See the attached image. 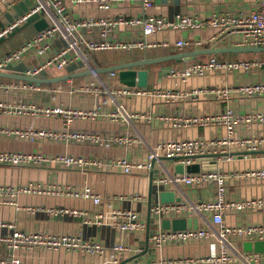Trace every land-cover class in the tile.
<instances>
[{
  "label": "built area",
  "instance_id": "built-area-1",
  "mask_svg": "<svg viewBox=\"0 0 264 264\" xmlns=\"http://www.w3.org/2000/svg\"><path fill=\"white\" fill-rule=\"evenodd\" d=\"M16 0H0V19L5 13L11 12ZM66 0H34L33 6L11 24L0 28V38L7 36L14 28L21 27L33 14H38L47 27L34 33L23 43L0 56V72L12 73L11 68L19 63H26L21 74L31 78H44L46 72H66L68 69L82 64V71L93 70L95 66L89 63L90 54L108 51L132 52L134 50H201L206 48H221L224 40L232 41L233 48H264V0H248L247 10L235 13H214L207 16L176 15L168 19L161 16L147 15L143 17L116 18H86L71 19L64 4ZM73 5L93 4L98 10L108 11L114 6L124 3H139L143 10H150L154 0H68ZM189 3L192 0H184ZM217 3L219 0H210ZM33 28V27H32ZM117 28L127 31L140 30L141 38L135 40H113V32ZM34 29V28H33ZM97 30L98 41H85L82 34ZM214 31V35L202 40L200 38L181 39L170 42L163 39L158 42H147L146 38L162 32H202ZM59 41L61 47L52 49V44ZM75 67V68H76ZM74 68V69H75ZM264 68V59H238L226 61L215 55L196 59L175 65L168 69V77L185 83L190 78H202L209 74H249L255 69ZM81 70V69H80ZM75 71V70H72ZM80 72V71H78ZM97 84L94 95L103 94L105 99L93 109L82 110L72 107H44L33 101H25L24 94L39 93L43 88L55 85L30 86L23 82L0 79V119L2 118H45L59 121L61 129H35L18 126H0V138L27 142H45L51 144H90L103 148L112 146L132 148L134 144L142 146L145 156L143 159L125 157H93L75 155H43L39 153H24L19 151L0 150V167L8 168H56L86 174L92 170L103 173H119L131 176L134 173L152 174L150 189L151 204L149 216L151 228L149 242L152 249L159 251L172 244L207 243L210 251L207 255L182 257L177 259L158 258L149 263L121 262L120 260L131 249L123 244H112L104 247L95 241H84L79 235H59L44 232L26 233L19 230L13 223L0 221V228L6 229L7 234L0 237V243L7 249V255L0 264H25L20 254H28L40 250H65L79 252L98 258L94 264H264V253L243 252L244 242L264 241V224H237L230 226L224 222L227 212L233 214L264 211V197L257 199L230 200L228 183L235 179L264 180V169L245 171H223L216 167L214 170H200L195 174H176L174 167L189 166L201 163L193 159L198 156L212 154H227L225 160L231 158L233 149L243 152L264 150V134L247 138L238 137L240 127L252 124L264 125V110L236 111L231 102L239 97L249 100L264 98V82L240 83L225 87L192 88L186 91H171L138 87H126L117 79V72L107 74L108 84L101 76L91 75ZM73 81V80H72ZM70 84L71 81L64 82ZM63 84V83H60ZM60 87L53 89L60 92ZM71 93L89 92L91 89L82 86L70 87ZM157 98L165 105L172 106L184 100L197 101L205 98L216 103L224 104L223 109L212 114L180 115L161 113L154 119L173 129L214 128L222 130L221 135L209 139L189 138L181 140L161 141L151 145L137 136L126 134H110L102 136L98 133L72 129L75 122H96L107 120L111 123L121 122L135 130L137 122H150L148 114L131 113L126 111L123 100L136 98ZM109 104L114 109L109 108ZM102 105V106H101ZM103 107V108H102ZM244 155L243 157H247ZM203 163H210L203 162ZM212 188L213 196L208 199L193 201L185 189ZM171 191L178 201L162 204L160 193ZM19 195L56 196L80 200H90L94 207L103 204L100 195L88 188H77L72 185H60L55 181L47 184L28 183L24 185H0V205L15 206ZM110 211L106 215L97 212L88 217L86 212L71 208H42L22 207L27 213L43 212L51 217L80 218L84 225H107L118 230L123 235L142 232L146 229L139 213L128 210L113 209L112 202L143 203L145 197L140 194L119 195L105 200ZM18 209V207H16ZM196 219L197 229L182 231L163 230L161 222L173 219Z\"/></svg>",
  "mask_w": 264,
  "mask_h": 264
},
{
  "label": "crops",
  "instance_id": "crops-1",
  "mask_svg": "<svg viewBox=\"0 0 264 264\" xmlns=\"http://www.w3.org/2000/svg\"><path fill=\"white\" fill-rule=\"evenodd\" d=\"M34 4V0H16L15 7L9 13L4 14V18L0 19V28L11 24L15 19L25 14ZM68 15L71 19H86V18H116L123 17H143L147 15L161 16L168 19L174 18L176 15L198 16L204 17L214 13H235L241 10H247L249 6L248 0H219L217 3H212L210 0H192L187 3L184 0H154L153 7L150 10H143L139 3H124L114 6L108 11L98 10L93 4L73 5L66 0L64 2ZM15 9V10H14ZM6 17L7 20L5 19ZM214 31L204 30L202 32H162L146 38L147 42H158L167 39L170 42H175L181 39L200 38L205 40L214 35ZM22 34V33H21ZM33 35V34H32ZM30 35V37L32 36ZM113 40H135L140 39L141 31H127L123 28H117L113 32ZM16 37V36H15ZM29 37V36H28ZM26 37V40L28 39ZM86 37V39L84 38ZM82 39L85 41H98L100 39L97 30L82 34ZM23 39L18 38L16 45L23 43ZM25 40V41H26ZM227 42L222 47L232 46V41ZM13 46V47H14ZM6 46L0 45V56L4 54ZM9 47V46H8ZM12 47V48H13ZM61 45L59 41L52 44V49L57 50ZM10 48V47H9ZM11 48V49H12ZM190 51V50H189ZM188 52V51H184ZM121 59L111 61L108 66L122 64L131 60H142L143 58H158L177 54L175 50H134L132 52H124ZM2 54V55H1ZM93 54H90L89 58ZM217 56L219 59L226 61L238 60L237 54H228ZM262 55V56H261ZM260 59H264V54H261ZM222 56V57H221ZM252 56V55H250ZM239 59H255L254 57L240 56ZM205 56L198 59H204ZM237 58V59H236ZM92 66H99L92 58H90ZM95 62V64H94ZM181 63L164 62L157 65L147 67L148 81L147 89H164L171 91H186L192 88L203 87H225L233 86L240 83L250 84L252 82H264V68L255 69L249 74L242 72L235 74H209L202 78H190L185 83L168 77V69ZM26 63H19L11 68L12 73H22L26 68ZM76 67V66H75ZM66 70V72H46V77L51 78L61 76L71 72L82 71V64H78L75 68ZM82 67V68H81ZM104 67H107L104 66ZM75 68V69H74ZM81 69V70H80ZM165 69V71H164ZM75 70V71H72ZM106 81L107 80V74ZM102 79V77H101ZM94 78L88 76L71 81L70 84L63 83L57 85L60 88L59 93H54L53 89L57 86L43 88L39 93L24 94L25 101H33L44 107H72L82 110H90L103 102L105 96L94 95L96 83ZM103 80V79H102ZM104 82V81H103ZM82 86L83 88L91 89L89 92L71 93L68 89L70 87ZM66 96V98H64ZM64 98V99H63ZM65 100V103L63 102ZM121 104L124 105L126 111L131 113L148 114L152 120L148 122H137L135 130L131 126H127L121 122L111 123L107 120H97L96 122H75L72 129L81 131L98 133L102 136L110 134H126L132 137L137 136V133L143 140L151 145H155L161 141L181 140L189 138H204L209 139L222 134V130L214 128H188L177 130L169 125L161 124L155 121V117L161 113L180 114V115H200L212 114L216 110L223 109L224 104L216 103L205 98H199L197 101L184 100L177 102L172 106L165 105L163 100L157 98H136L134 100H123ZM102 106V105H101ZM232 108L236 111H262L264 110V98H252L249 100L241 99L239 97L233 99L231 102ZM103 108V107H102ZM111 110L114 109L112 104H109ZM18 126L22 128L35 129H61L62 125L59 121H53L45 118H2L0 119V126ZM143 129V130H142ZM144 129L148 132V137L144 133ZM264 134V125L252 124L246 127H240L236 136L251 137ZM0 150L5 151H19L24 153H39L43 155H75V156H93V157H125L132 159H143L145 156L142 146L134 144L132 148H123L112 146L110 148H103L92 146L90 144H51L45 142H27L0 138ZM243 152L241 150L233 149L231 151V158L227 161H219L216 167L223 171H245L250 169H264V154L250 155L247 157H240L236 153ZM244 156V155H243ZM206 164L207 163H200ZM3 170V171H2ZM0 183L1 185H24L28 183L47 184L50 181H55L60 185H72L77 188H88L94 193L100 195L103 199V204L96 208L90 200H80L66 197L56 196H36V195H19L16 198L15 206L0 205V221L5 223H13L15 226L26 233L44 232L49 234L59 235H79L84 241H95L104 247H110L112 244H123L128 246L131 251L126 253L120 260L121 262H139L149 263L158 258L177 259L182 257H195L207 255L210 251V246L207 243L200 244H172L159 251L152 249L148 238V247L146 245L147 232H152L151 226H147V217L149 209L150 197V179L146 174L134 173L131 176H123L119 173H103L92 170L86 174H81L76 171L65 170L60 167L56 168H8L0 167ZM9 180L10 183L6 181ZM228 196L230 200L242 199H257L264 197V180L253 179H235L228 183ZM187 194L193 201L199 199H208L213 196V190L209 187L202 189H185ZM140 194L145 197L143 203H121L112 202V208L118 210H132L139 213L140 218L144 221L146 229L142 232L123 235L118 230L112 229L107 225H84L80 218L69 217H51L43 212L27 213L22 207H42V208H71L79 211H84L88 217H93L97 212L106 215L110 209L109 203L106 199H110L119 195ZM18 207V209L16 208ZM224 222L230 226L237 224L251 225L264 224V211L245 212L233 214L227 212L224 216ZM7 234V230L0 228V237ZM150 235V234H149ZM150 237V236H149ZM242 245V244H241ZM7 255V249L4 244L0 243V262ZM21 260L25 264H94L99 262L98 258L91 257L79 252H69L65 250H40L28 254H20Z\"/></svg>",
  "mask_w": 264,
  "mask_h": 264
},
{
  "label": "water",
  "instance_id": "water-1",
  "mask_svg": "<svg viewBox=\"0 0 264 264\" xmlns=\"http://www.w3.org/2000/svg\"><path fill=\"white\" fill-rule=\"evenodd\" d=\"M40 16L38 14H33L30 16L26 22L21 27L14 28L7 36L0 38V45L7 42L9 39H12L17 34L22 32L25 28L31 26L34 28L36 32H40L47 27V24L43 19H39ZM225 54H264V48H233V47H221V48H206L201 50H193L183 53H177L166 57H158V58H143L142 60H131L129 62H125L122 64H117L113 66L107 67H94L93 70L86 69L80 72H71L57 77L51 78H31L21 74H13V73H3L0 72V79L4 80H13L18 82L26 83L30 86L40 87L43 85H55L59 83H64L67 81L76 80L83 77H88L93 74L97 76H101V74H108L109 72H117L118 82L126 87H138V88H146L148 81V71L147 67L152 65L161 64L164 62H175V63H183L192 60H196L199 57L211 56V55H225ZM165 71V69H164ZM167 71V70H166ZM165 71V72H166ZM238 156L243 157V155H257L264 154V150L256 151V152H239L236 153ZM234 155V154H230ZM221 157L223 160L226 159L227 154H212L205 156L194 157L193 159L198 162H210L206 164L194 163L186 167H182L181 165L174 167V172L176 174H195L200 170H214L216 168L215 158ZM150 179V189L152 183V174H149ZM174 193L171 191H164L160 193L159 200L162 204L172 203L178 201V199H174ZM151 204V198L149 197V207ZM151 218L147 217V226L149 228L151 224ZM161 228L163 230H171V231H182L186 229H197L198 224L196 219H173V220H164L161 222ZM147 232L146 245L148 247V238L151 233L150 229ZM243 252H253V253H264V241H254V242H244L242 244Z\"/></svg>",
  "mask_w": 264,
  "mask_h": 264
},
{
  "label": "rangeland",
  "instance_id": "rangeland-1",
  "mask_svg": "<svg viewBox=\"0 0 264 264\" xmlns=\"http://www.w3.org/2000/svg\"><path fill=\"white\" fill-rule=\"evenodd\" d=\"M15 10V9H14ZM7 18H9V17H6L5 19L7 20ZM22 33V34H21ZM34 33V29L31 27V26H29V27H27V28H25L22 32H20L19 34H17L16 35V37H13L12 39H9L7 42H5L4 44H2L1 46L3 47V46H6V47H4L5 48V50H4V53L5 52H7V51H9V50H11V48L15 45L14 43H16V40L18 39V38H20V36H21V38L23 39L22 41H25L26 40V37H30V35H32ZM28 37V38H29ZM85 39H86V37H84ZM224 44H227V42H224V43H220L219 44V46H223ZM10 48H9V47ZM15 47V46H14ZM13 47V48H14ZM123 54H125L124 53V51H108V52H97V53H95V54H93L92 55V57H90V58H92L93 59V61H95L99 66H108V65H110L111 64V61H115V60H118V59H121L122 57H123ZM2 55V54H1ZM250 55H252V56H250ZM261 54H237V56L239 57V58H241L240 56H248V57H254V58H256V57H259ZM223 56H225V57H227V56H229L228 54H225V55H223ZM262 56V55H261ZM222 57V56H221ZM238 58V59H239ZM237 59V58H236ZM95 62H94V64H95ZM89 63H90V60H89ZM92 65V64H91ZM101 77H102V79H103V81L106 83V84H108V81H106V76H105V74H101ZM87 78V77H86ZM64 98H66V96L64 97ZM63 98V99H64ZM64 103H65V100L63 101ZM143 130V129H142ZM144 133H145V135L148 137V132H147V130L146 129H144ZM3 171V170H2ZM0 181H1V179H0ZM7 183H10V181L9 180H7L6 181ZM2 183H0V185H1ZM12 185V184H11Z\"/></svg>",
  "mask_w": 264,
  "mask_h": 264
},
{
  "label": "trees",
  "instance_id": "trees-1",
  "mask_svg": "<svg viewBox=\"0 0 264 264\" xmlns=\"http://www.w3.org/2000/svg\"><path fill=\"white\" fill-rule=\"evenodd\" d=\"M215 56H218V55H215Z\"/></svg>",
  "mask_w": 264,
  "mask_h": 264
}]
</instances>
